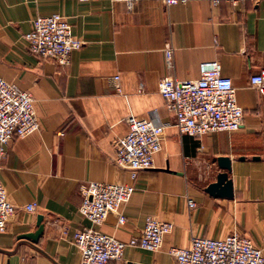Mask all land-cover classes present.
Listing matches in <instances>:
<instances>
[{"label":"crops","instance_id":"1","mask_svg":"<svg viewBox=\"0 0 264 264\" xmlns=\"http://www.w3.org/2000/svg\"><path fill=\"white\" fill-rule=\"evenodd\" d=\"M54 13L65 16L84 42L67 66L32 55L25 38L34 19ZM167 47L174 51L172 70L165 64ZM208 61H218L232 80L243 125L201 138L183 135L159 82L167 76L198 80ZM261 69L264 0L237 7L142 0L131 12L114 0H0V77L31 93L39 122V130L14 139L1 160L0 176L17 210L0 233V264H80L77 231L92 227L129 242L140 237L148 217L174 225L162 249L128 247L121 261L109 264H178L171 247L233 234L250 239L264 255V97L250 86ZM130 115L166 125L154 167L136 179L114 163ZM220 157L232 161L233 198L206 191L224 171ZM87 182L135 187L120 211L127 218L123 226L117 211L102 225L81 215L80 190ZM32 203L35 213L25 209ZM39 216L45 228L38 242L22 239L37 231Z\"/></svg>","mask_w":264,"mask_h":264},{"label":"built area","instance_id":"2","mask_svg":"<svg viewBox=\"0 0 264 264\" xmlns=\"http://www.w3.org/2000/svg\"><path fill=\"white\" fill-rule=\"evenodd\" d=\"M124 3L128 11L142 0H114ZM206 1L212 5L228 3L234 7L245 0H162L165 6ZM32 55L53 59L67 66L75 51L84 42L72 34L71 25L65 16L54 13L39 16L32 22L31 31L25 36ZM168 70L174 66V51L167 47L164 52ZM200 78L194 81H179L167 76L159 82V93L175 116L174 125L183 135L201 138L217 132H235L241 129L244 110L237 101V92L232 80L222 73L218 61L204 62L200 66ZM119 76L114 77L117 91H121ZM250 86L264 97V69L250 78ZM140 91H143L141 85ZM128 133L117 142L114 163L130 171L133 179L139 172L154 167L155 156L162 149L166 125L157 119H141L130 115L126 119ZM39 130L34 108V99L28 91L0 77V164L6 147L14 139L24 138ZM81 215L95 225H102L112 212H120L129 202L135 187L126 183L87 182L81 186ZM191 208L196 203L189 199ZM37 205L28 204L25 209L35 213ZM17 207L10 201L0 176V233L7 229L9 219ZM127 221L120 212L118 225ZM174 225L148 217L140 237L123 242L100 230L86 227L74 235V244L81 254L80 264H109L121 261L128 247H138L149 252H159ZM169 253L178 264H264L263 250L253 242L237 234L223 239L193 237L190 246H173Z\"/></svg>","mask_w":264,"mask_h":264},{"label":"water","instance_id":"3","mask_svg":"<svg viewBox=\"0 0 264 264\" xmlns=\"http://www.w3.org/2000/svg\"><path fill=\"white\" fill-rule=\"evenodd\" d=\"M231 159L229 157H220L218 159V166L224 170L222 173L217 175L215 183L210 184L206 191L213 197H223V198H233V182L229 178V173L231 171ZM37 231L34 233H29L22 235V239L31 240L33 242H38L41 235L44 233L43 217H38Z\"/></svg>","mask_w":264,"mask_h":264}]
</instances>
